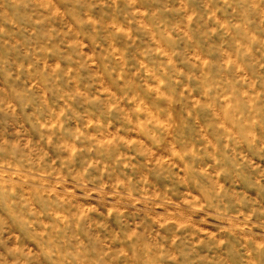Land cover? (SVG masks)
Returning a JSON list of instances; mask_svg holds the SVG:
<instances>
[{
  "label": "rangeland",
  "instance_id": "obj_1",
  "mask_svg": "<svg viewBox=\"0 0 264 264\" xmlns=\"http://www.w3.org/2000/svg\"><path fill=\"white\" fill-rule=\"evenodd\" d=\"M0 264H264V0H0Z\"/></svg>",
  "mask_w": 264,
  "mask_h": 264
}]
</instances>
